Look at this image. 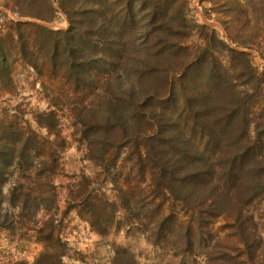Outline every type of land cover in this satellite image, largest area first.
<instances>
[{
    "label": "rangeland",
    "instance_id": "1",
    "mask_svg": "<svg viewBox=\"0 0 264 264\" xmlns=\"http://www.w3.org/2000/svg\"><path fill=\"white\" fill-rule=\"evenodd\" d=\"M38 2L0 0V264H264V0ZM164 153L208 171L186 203Z\"/></svg>",
    "mask_w": 264,
    "mask_h": 264
},
{
    "label": "trees",
    "instance_id": "2",
    "mask_svg": "<svg viewBox=\"0 0 264 264\" xmlns=\"http://www.w3.org/2000/svg\"><path fill=\"white\" fill-rule=\"evenodd\" d=\"M31 3L32 4H39L38 0H31ZM51 7H52L51 4L48 3L46 10L48 8H51ZM131 13H132V9H128L126 12V21L128 20V24L133 27L135 18L131 15ZM156 14H157V11L154 12L155 16H156ZM34 16H37L41 19L44 18V17H42L43 16L42 14H40V15L37 14ZM42 29L46 32V34L48 36L54 37V35L55 36L59 35L57 37H60V38H66L67 35H70L71 30H72L70 28L68 30L57 31V30H53V29H50L48 27H43V26H42ZM70 52H72V51H70ZM232 52H239V51H236L233 49ZM71 59H73V58H71ZM181 76H183L182 80H181ZM185 78H186V74H185V76L184 75L179 76V80H181V83H184ZM168 89L170 91L171 87H169ZM183 89H186V88H183ZM146 121H147V119H146ZM213 123H205L201 126L205 129H211V128H214ZM96 125L98 126V124H96ZM154 128L155 127H153V130H156ZM215 129H216V126H215ZM127 135L128 134L125 132V134L123 135V140L118 141V146H121V145L126 146V144L128 143ZM152 135L153 134L149 135V137ZM152 152H153V149H152V151L149 152L151 158H152ZM138 154H139V152H138ZM167 156H168V154L164 153L163 162L159 163V168L154 170L155 173H153V180L150 181L149 183L147 182L148 191H153V193H154L158 190V193L156 192L157 198H159L161 196L162 199H166V200H168V202H171V203H173L175 201H181L183 203H186L188 200H190V198H193L192 192L194 191L195 185L199 184V183H202V184L206 183L208 171L205 168H203V169L198 170V171L183 172L180 169L179 159H177L175 156H172V157H167ZM153 157H155V155H153ZM242 157H243V155L239 156V158H242ZM139 158L141 159L142 155H140ZM236 160H238V159H235L234 162ZM106 161H107V159H106ZM114 164H115V161H114ZM102 166L104 169H106L107 165L103 164ZM232 169H234V168L232 167ZM85 180L88 184L93 185V183H95L94 181L91 182L88 179H85ZM96 197L98 199V195ZM91 199L92 198H88V196L82 197L80 199V201H77L74 198L72 203H69L68 208L77 207V205L80 203H85V205L91 204V202H92ZM106 200H107L106 196L104 194H102V198L99 200L100 201L99 203L104 202L105 205H107L108 207H111L113 209V207H115V204L113 202H111L110 200H108V201H106ZM215 201H218V200L215 199ZM214 203L215 202L212 200L211 205H213ZM164 205H165V202L164 203L160 202L161 209L162 208L164 209V207H163ZM108 207H107V209H108ZM126 208L128 209L129 206ZM113 212H114L113 210L108 209L109 214H111ZM81 215H83V214L81 213ZM168 216H166V215L163 216L160 219V221L166 220V218H168ZM87 218L93 226L97 227V229H99L101 231L105 230V227H102V224H100L97 221V219H95L96 216L95 217H88L87 216ZM205 222L207 223V221L204 219V217L200 216L199 219H197V220L194 219L192 222H190L186 225L185 229H186V235H187V240H188L187 246L189 249L192 248L193 237H194V235L197 234L196 230H195L196 224H198V226H199L198 230H201V228L205 227ZM230 228L236 229L237 231H239V234H241L244 237L243 239H241L242 240L241 242L244 245L249 244L250 235H249L248 228H244V224L240 221L239 218L234 219V222L230 224ZM52 252L57 253L58 264H61V256L65 255L66 253H65L64 243L61 241V239L59 237L55 242V247L53 248Z\"/></svg>",
    "mask_w": 264,
    "mask_h": 264
}]
</instances>
